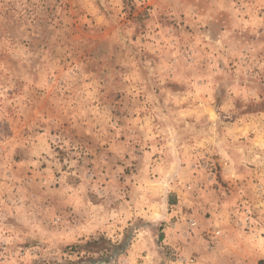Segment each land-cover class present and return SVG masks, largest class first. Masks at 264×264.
<instances>
[{
  "label": "rangeland",
  "instance_id": "1",
  "mask_svg": "<svg viewBox=\"0 0 264 264\" xmlns=\"http://www.w3.org/2000/svg\"><path fill=\"white\" fill-rule=\"evenodd\" d=\"M260 228L264 0H0V264H264Z\"/></svg>",
  "mask_w": 264,
  "mask_h": 264
},
{
  "label": "built area",
  "instance_id": "2",
  "mask_svg": "<svg viewBox=\"0 0 264 264\" xmlns=\"http://www.w3.org/2000/svg\"><path fill=\"white\" fill-rule=\"evenodd\" d=\"M190 223H191V225L194 224V222H190ZM214 234L215 235H213V236H217L219 233L215 232ZM177 258H178V260L175 262V264H191L192 263V260L186 258L185 256L184 257L183 256H178Z\"/></svg>",
  "mask_w": 264,
  "mask_h": 264
},
{
  "label": "crops",
  "instance_id": "3",
  "mask_svg": "<svg viewBox=\"0 0 264 264\" xmlns=\"http://www.w3.org/2000/svg\"><path fill=\"white\" fill-rule=\"evenodd\" d=\"M260 229H262V233L264 234V228H260ZM262 235V234H261ZM263 240H264V237H261ZM185 241V240H184ZM261 249V248H260ZM263 250V249H262ZM187 253V252H186ZM199 260V258L196 260V259H194V262H193V264H200V261H198ZM258 260H264V256H262V255H259V257H258ZM197 261V262H196Z\"/></svg>",
  "mask_w": 264,
  "mask_h": 264
}]
</instances>
